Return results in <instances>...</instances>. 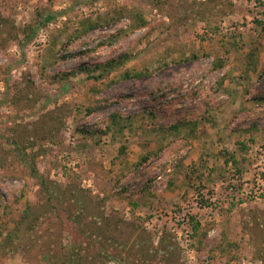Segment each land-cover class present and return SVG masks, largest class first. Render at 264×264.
<instances>
[{"label": "rangeland", "instance_id": "374dc122", "mask_svg": "<svg viewBox=\"0 0 264 264\" xmlns=\"http://www.w3.org/2000/svg\"><path fill=\"white\" fill-rule=\"evenodd\" d=\"M115 12L121 18L91 31L85 43L76 40L64 47L65 39L58 38L53 44L59 30L68 24L70 31L77 18ZM46 14L55 18L41 24ZM139 17L146 24L132 29ZM27 25L38 28L31 42L21 44ZM9 32L18 38L5 41L12 36ZM2 38L0 67L7 73L0 74V99L6 76L11 86L7 97L17 84L34 83L31 95L41 108L20 111L15 127L31 128L33 122L59 127L54 142L39 139L27 151L44 150L36 159L39 172L58 184L63 202L76 193L85 207L83 216L88 215L83 220H98L99 231L98 239L84 242L60 210L61 218L42 223L40 234L30 235L25 220L18 242H12L16 236L4 241L26 200L35 212L43 204L36 179L13 169L15 159L0 142V264H65L69 255L79 257L81 264H125L128 252L139 262L159 245L162 232L174 237L169 255L180 264H261L257 249L264 247V102H256L254 95L264 90V0H0ZM250 50L258 54L253 71ZM122 52L131 58L99 80L78 71L65 86L50 83L44 75L104 62ZM193 54L198 58L191 59ZM214 57L224 63L222 68L212 70ZM136 67L155 72L110 82ZM97 105L101 108L93 113L85 111ZM60 106L70 112L59 124L54 117ZM150 108L157 114L154 118L146 111ZM14 111L0 105V128L13 125ZM112 113L130 128L94 136L76 129L104 126ZM177 119L197 122L198 137L188 145L180 137L162 139L152 126ZM161 149L158 157L135 167L142 154ZM225 152L235 156L237 168L231 160L225 162ZM74 209L68 212L82 210ZM190 216L201 222L200 236L192 235ZM106 224L113 240L103 239ZM54 227V233L45 230ZM221 231L237 248L222 254L211 250ZM109 252L117 259H108Z\"/></svg>", "mask_w": 264, "mask_h": 264}, {"label": "trees", "instance_id": "16d2710c", "mask_svg": "<svg viewBox=\"0 0 264 264\" xmlns=\"http://www.w3.org/2000/svg\"><path fill=\"white\" fill-rule=\"evenodd\" d=\"M120 13H113L111 16H103L101 14H98L95 18H91L88 16H83L80 18H77L76 21H74L73 28L69 31V25L66 24L67 26L65 29L59 30L58 35H55L53 39V44H56L58 41V38L60 39H65V46L68 47L71 45L74 41L79 40L83 43L86 42V37L93 31L94 29L106 26L107 24L111 22L118 21L121 16ZM55 18L54 15H48L46 14L43 16L42 21L40 22L41 24L47 23ZM134 21V22H133ZM131 27L138 28V27H143L146 24V21L143 20L142 18L139 17L138 21H135L133 19ZM38 26L34 25H27V27H24L21 32L23 34L21 38V44H27L32 41V39L35 37L36 30ZM123 31L121 28L118 30V32ZM11 38L5 39V41L8 40H16L18 38V34H12V32H9ZM4 38L0 39V45L4 44ZM3 41V42H2ZM104 41V40H103ZM101 41V42H103ZM104 43H109L105 41ZM83 54H86L87 51H83ZM64 56V55H63ZM66 57V55L64 56ZM131 58V54L127 52H122L118 55H116L113 58H110L104 62H96L93 65H86L82 64L78 66L77 68H72L68 71H61L58 73H53V74H45V78L50 82H60L63 83V85L68 86V81L71 76H74L78 73V71L86 73L87 77L92 80H99L103 78L105 75L110 74L113 71L118 70L119 67L123 66L129 59ZM198 56L193 54L191 59H197ZM248 58V63L250 64L251 70H255L257 67V61H258V54L257 52L250 50V52L247 55ZM188 59H185L188 61ZM224 66V63L219 60V58L214 57L211 68L212 70H217L220 69ZM155 70L152 69H147V68H130L126 69L123 72H120L118 74V77L116 79L110 80L112 83L115 80H131V79H137L141 77H148L151 76ZM7 72L3 70L0 67V74L1 75H6ZM4 85H5V92H3L4 97L0 99V105H6V106H12L15 109V114L11 117L13 121V125L11 126H4L0 128V142L2 145H7V154H9L13 159H15L14 162V170L17 172H21L31 178L36 179L38 185H39V197L42 200L43 204V209L41 212H35L32 210L31 204L29 200L25 201V206L22 210L21 215L19 216V219L17 221L13 220L14 226L12 228H7V233L2 236L4 241L8 242V239H12L13 236H16L15 239H12V242H18L17 238H19V231H22L23 228L22 223L25 220H28L26 224V230L29 232L30 235H33L34 233H38L42 230V223H47L51 222L53 218L56 220H59L61 218L60 215V210L64 211L66 214L65 218L69 220L71 223V229H74L76 232H80L81 235L84 237V242H89L92 241V239H98L97 238V233L99 231V221L98 220H93V222H87L83 220L86 218L88 215L83 216V212L85 210V207L83 203H79V200L75 197L76 193L74 194V197L72 199L67 198V201H65L68 206H65V202H63L62 197L64 196L61 194L58 184H56L54 181H50L48 178L44 177L40 172L37 167V162L36 159L38 156L41 155L42 151L44 150H35L33 151H27L29 148L30 150L33 149V147L36 145L37 141L39 139L41 140H48L50 142H54L55 140L53 139V135L58 132V126L55 124L51 127L48 128L43 123H29L31 128H24V129H18L15 126H17L15 119L19 115L20 111H24L26 109H33L34 111H37L40 107L37 106V97H33L31 93L32 87H34V83L31 80H28L25 82L23 86L21 84H17L14 86L13 89H15V93L13 96H8V91L11 89L10 83L8 82L7 76L2 78ZM110 84V83H108ZM254 100L256 102H264V90L260 91L259 93H256L254 95ZM46 104V103H45ZM43 104V105H45ZM101 108L100 105L97 106H92V107H87L85 111L87 113H93L94 111L98 110ZM59 111V115H56L54 118L56 119L55 123H63L65 120V117L69 114L70 110L68 106H60L57 108ZM149 110V111H148ZM148 113L150 114L151 117H155L157 114L154 112L155 110L153 109H147ZM110 122H107L104 124V126H96V127H76V129L88 136H94L97 133H101L103 135H107L108 133L111 134H121L126 128H130V123L126 122L124 123L121 119V116L118 113H112L110 115ZM209 118L207 117L206 120ZM196 120H181L177 119L175 122H172L171 124H168L167 126H155L152 125L154 128H156L161 135L162 139H167L169 136L171 137H177L181 138L180 141H184L185 145H188L190 143L191 139H195L198 137L197 129H196ZM187 127V129L182 132V128ZM152 127V128H153ZM151 128V129H152ZM27 130L28 135L25 136L23 132ZM29 142V143H28ZM27 143V144H26ZM5 147V146H3ZM5 149V148H4ZM180 148L174 149L177 151ZM123 152V148L120 150ZM162 151L161 150H151L148 152H145L142 154L138 161L137 164H135V167L139 169L143 165L149 163L151 160L159 156V153ZM225 156H229L228 158H225V162L229 163L230 160L234 164V167H238V163L235 160V156L233 154H226ZM145 186H141L142 191H139L141 194H145L146 191ZM122 190H124V193H128V188L125 186L121 187ZM139 189V188H138ZM136 189V190H138ZM62 191V190H61ZM73 191V190H72ZM64 192V191H63ZM22 196V195H21ZM0 205H1V200H0ZM73 205L75 207L74 210L78 208H82V210L78 214H71V212H68L69 207L73 208ZM77 205V206H76ZM10 211V207L7 206L6 204L3 205V212L8 215ZM92 218V214L90 215ZM84 217V218H83ZM191 218V231L193 236H200V230L201 228V222L199 220H196L194 216H190ZM61 223V222H59ZM106 230L109 228V225H105ZM115 228H119L115 226ZM55 227L53 229H45V230H50V232L55 231ZM108 233L103 234V239L107 240H113L114 236L113 233L111 232L110 228L107 230ZM2 233V232H1ZM23 234V233H22ZM202 236L205 234V232H201ZM25 235V234H24ZM202 236L198 238L199 244L202 242ZM54 239V237H53ZM159 245H156L154 248L149 250V253H146L143 255L142 260L144 261L145 264H180L176 261L175 257L173 255H169L170 250L172 248V242H174V237L171 236L169 232H162V234L159 237ZM54 242H57L54 240ZM97 242V241H96ZM94 246L98 245V243H92ZM113 244V242H112ZM115 245V244H114ZM237 243L234 241H229L228 238L226 237L225 231H221V236L220 240L211 248L212 251H217L219 253H225L226 251H229V249H234L237 248ZM264 246V245H262ZM229 248V249H228ZM199 249V247H198ZM154 251V252H153ZM157 251H162L165 253L164 256H159L156 254ZM257 253H259V259L260 263L264 264V247L258 248ZM134 255H129V252L127 253V256L123 259L125 264H143L142 260L136 261V258L133 257ZM108 259H117L116 253L113 255L108 253L107 256ZM132 261V262H131ZM65 264H81L80 258L75 257L74 255H70L68 257V260L66 261ZM184 264V263H181Z\"/></svg>", "mask_w": 264, "mask_h": 264}]
</instances>
